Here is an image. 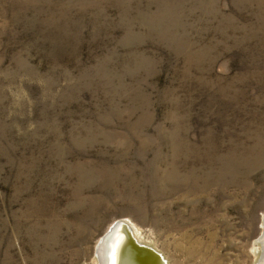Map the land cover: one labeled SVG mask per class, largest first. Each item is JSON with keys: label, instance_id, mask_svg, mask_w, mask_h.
Segmentation results:
<instances>
[{"label": "rangeland", "instance_id": "obj_1", "mask_svg": "<svg viewBox=\"0 0 264 264\" xmlns=\"http://www.w3.org/2000/svg\"><path fill=\"white\" fill-rule=\"evenodd\" d=\"M263 214L264 0H0V264H97L124 219L254 264Z\"/></svg>", "mask_w": 264, "mask_h": 264}, {"label": "water", "instance_id": "obj_2", "mask_svg": "<svg viewBox=\"0 0 264 264\" xmlns=\"http://www.w3.org/2000/svg\"><path fill=\"white\" fill-rule=\"evenodd\" d=\"M117 231L121 233V238H119L116 264H166L163 256L154 248L140 243L130 225L122 220L113 222L99 238L95 247V258L98 261L102 246L107 244Z\"/></svg>", "mask_w": 264, "mask_h": 264}, {"label": "bare ground", "instance_id": "obj_3", "mask_svg": "<svg viewBox=\"0 0 264 264\" xmlns=\"http://www.w3.org/2000/svg\"><path fill=\"white\" fill-rule=\"evenodd\" d=\"M122 221H124V223H127L128 225L130 224V222L128 220L124 219ZM261 226L263 229L261 237L258 238L257 242L255 241L254 254L256 256V261L254 264H264V214H263V220H262ZM131 228H132L133 234H135L137 232L136 231L137 229H135L134 227H131ZM119 238H121V233L117 231L114 234V236H112L110 241L107 244L102 246V252L100 253L101 255H100L99 261L95 258L97 260V264L99 262H100V264H116L117 250H118L119 245H120L119 244ZM140 243H143V242H140ZM143 244L152 247L149 244H146V243H143ZM159 253L163 256V254L161 252H159ZM163 258L165 259L164 256H163ZM143 261H145V260H143ZM165 261H166V259H165ZM166 264H168L167 261H166Z\"/></svg>", "mask_w": 264, "mask_h": 264}]
</instances>
